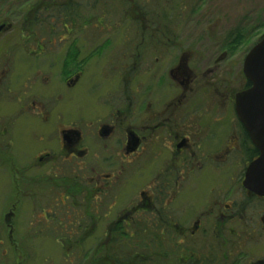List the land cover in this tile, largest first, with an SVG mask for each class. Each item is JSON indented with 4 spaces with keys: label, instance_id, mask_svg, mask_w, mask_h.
I'll list each match as a JSON object with an SVG mask.
<instances>
[{
    "label": "flooded vegetation",
    "instance_id": "af4514ba",
    "mask_svg": "<svg viewBox=\"0 0 264 264\" xmlns=\"http://www.w3.org/2000/svg\"><path fill=\"white\" fill-rule=\"evenodd\" d=\"M90 4L37 8L15 51L32 72L0 67V170L9 183L0 248L19 254L49 238L67 264L123 263L99 252L125 245L128 264H264L246 252L264 235V197L244 186L260 151L236 111L251 88L249 53L237 59L227 42L203 49L180 33L183 12L132 16L131 46L115 50L116 36L88 37ZM93 235L101 237L87 247Z\"/></svg>",
    "mask_w": 264,
    "mask_h": 264
},
{
    "label": "rangeland",
    "instance_id": "374dc122",
    "mask_svg": "<svg viewBox=\"0 0 264 264\" xmlns=\"http://www.w3.org/2000/svg\"><path fill=\"white\" fill-rule=\"evenodd\" d=\"M136 1L140 6L149 8V11H153L155 15L156 11L159 10L158 5L156 6L153 0ZM50 2L51 0H0V25L3 21H8L13 25L12 31L8 33L4 31L0 34V67L4 65V67L12 68V72L14 73H20L23 76L30 75L32 72V64L25 62L24 59L28 60V58L21 59L20 54L15 53V51L21 49V47L17 48L16 45L23 41V34H28L25 31L26 19L33 18L32 13L37 8L45 9L49 7ZM90 2L92 4L88 5L87 10L89 23L86 33L88 37L93 39V36L100 35L103 30L102 34L104 37L109 36L113 39V36H116V40L118 41L116 42L115 50H127V44L130 43L131 46V41L129 42L127 39L130 40L129 37L136 33V30H133L131 23L128 21L132 19V16L128 17L126 15V13L128 14L127 10L121 9V6L125 8V4L117 3L116 7L113 6V3H110L113 7L110 10L111 12L107 13L103 10V5L94 9L93 0H90ZM171 2L179 5L176 9L177 12H183L181 15L183 23L180 27V33L188 39H201L203 41V49H222L225 46V42H227V49L234 47L233 49L237 51L236 58L243 59L264 35V0H188L187 3H183V0H175ZM152 6L155 10L152 9ZM100 18H104V20L99 21ZM170 18H176V15L167 17L168 20ZM167 23L170 24V21ZM108 29L112 30L109 32L107 31ZM47 33L49 31L46 29L40 32V34ZM209 35L212 36V41L207 39ZM103 43L105 42L103 41ZM22 55L25 56L24 53ZM6 61H8L7 64ZM4 176V173L0 170V192L3 187L2 183L5 186H9L8 182L2 181V177L4 180ZM2 208L5 210L4 204L0 202V212ZM257 225L261 226L260 224ZM98 236L101 237V235L91 236L88 240L87 247L94 248ZM36 241L38 240L36 239ZM46 241L43 244L37 242L36 245L20 251L19 254H16L14 249H5L2 247L0 248V264H17L18 262H23V264H47L49 260L51 264H67L64 261V258H66L65 251L57 247L52 239L48 238ZM125 242L127 241L125 240ZM110 250L109 252L107 249L100 250L99 255L105 254V256L111 258L112 254L116 255L115 252H117L123 263H117L116 259V262L110 259L112 261L104 260L97 264L129 263L127 260H124V257L125 255L131 254L130 247L125 245L120 250ZM78 252L79 250H71L69 254H72L71 257L75 259L77 258ZM84 252H89L91 256H97L93 249H86ZM246 252L249 254L248 261L264 259V235H254V238L251 239L246 247ZM76 262L74 261L72 264H76ZM87 263L96 264L91 261H87ZM131 264L138 263L134 261ZM156 264L159 263L156 262Z\"/></svg>",
    "mask_w": 264,
    "mask_h": 264
},
{
    "label": "water",
    "instance_id": "95a60500",
    "mask_svg": "<svg viewBox=\"0 0 264 264\" xmlns=\"http://www.w3.org/2000/svg\"><path fill=\"white\" fill-rule=\"evenodd\" d=\"M5 27L0 26V33ZM244 73L251 88L237 96L236 111L260 151L259 159L248 169L244 186L264 197V35L247 55Z\"/></svg>",
    "mask_w": 264,
    "mask_h": 264
},
{
    "label": "trees",
    "instance_id": "16d2710c",
    "mask_svg": "<svg viewBox=\"0 0 264 264\" xmlns=\"http://www.w3.org/2000/svg\"><path fill=\"white\" fill-rule=\"evenodd\" d=\"M68 0H51L50 4L48 5L49 7L45 8L44 11H50L52 9V6L55 7L56 4L59 3H63L66 2ZM88 1V0H87ZM92 1V0H91ZM155 3V5L159 7V10L156 11V15L154 14L153 11H149V8H145L142 5L140 6L136 0H93V4H95V2H98L100 5H103V10L107 13H110L112 10V7L110 5V3H124L125 4V8L121 9L123 10H127L128 14L126 13V15L129 16H134L137 19H142V18H161L164 17L165 15H163V13L166 14V17L168 16H174L176 15L177 17L179 16L178 12H177V8L175 7V3L171 2V1H175V0H153ZM188 0H183V3H187ZM88 3L90 4V0L88 1ZM164 3L168 4L167 6L164 5ZM190 3V2H189ZM48 4V3H46ZM128 7V9H127ZM51 8V9H50ZM94 9H97L98 7L95 5V7L93 6ZM152 9L155 10V8L152 6ZM122 10V11H123ZM106 14V13H105ZM173 14V15H171ZM241 38V37H240Z\"/></svg>",
    "mask_w": 264,
    "mask_h": 264
},
{
    "label": "snow or ice",
    "instance_id": "6c2138e0",
    "mask_svg": "<svg viewBox=\"0 0 264 264\" xmlns=\"http://www.w3.org/2000/svg\"><path fill=\"white\" fill-rule=\"evenodd\" d=\"M254 175V174H253Z\"/></svg>",
    "mask_w": 264,
    "mask_h": 264
}]
</instances>
